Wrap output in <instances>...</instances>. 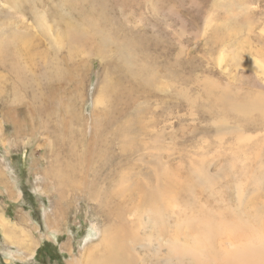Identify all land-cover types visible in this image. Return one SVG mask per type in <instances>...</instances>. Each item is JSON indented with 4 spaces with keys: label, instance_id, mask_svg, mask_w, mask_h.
<instances>
[{
    "label": "rangeland",
    "instance_id": "obj_1",
    "mask_svg": "<svg viewBox=\"0 0 264 264\" xmlns=\"http://www.w3.org/2000/svg\"><path fill=\"white\" fill-rule=\"evenodd\" d=\"M255 209L264 0H0V264L107 259L109 234L143 264L174 227L203 263Z\"/></svg>",
    "mask_w": 264,
    "mask_h": 264
},
{
    "label": "bare ground",
    "instance_id": "obj_2",
    "mask_svg": "<svg viewBox=\"0 0 264 264\" xmlns=\"http://www.w3.org/2000/svg\"><path fill=\"white\" fill-rule=\"evenodd\" d=\"M41 17L43 18V15H41ZM40 27L45 29V26L41 23ZM2 55H4V53ZM254 66L257 67L258 70L263 69L259 63L254 64ZM151 213L154 214V210ZM258 213L259 211L255 209L248 213L247 217H239L236 222L237 226L235 228L234 237L220 240L218 242V250L205 251L203 263L201 257L197 261L195 249L198 246L197 239L199 238L190 233L181 238L178 235V227H174L172 229V238L169 242L168 249L164 251H154L151 255V259L145 261L143 264H264V220H260ZM147 217L149 219L147 218L146 221L143 212L139 214L141 230L145 231L146 228H148L147 233L150 238L153 239L155 244L159 243L162 239L161 234L168 228V225L164 220H156L153 215H148ZM153 219L155 220L153 221ZM129 223L133 225L134 220L129 221ZM175 224L177 225V222H175ZM0 227H2V230L4 229V237L6 240H11L12 232L10 230H14L15 227L3 217H1ZM115 229H118V227ZM154 233H157L156 236H154ZM176 241H179L180 245H177L175 243ZM106 243L109 245V249L114 255L107 256L109 257L107 259H87L86 257H88V255H85V251L84 256L83 253L81 254L84 264H133L132 259L129 261L125 258L123 246L122 251L119 252L117 239L112 234L108 235ZM30 249V247L24 248L26 252H29ZM89 257L91 256L89 255Z\"/></svg>",
    "mask_w": 264,
    "mask_h": 264
}]
</instances>
